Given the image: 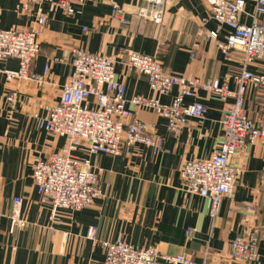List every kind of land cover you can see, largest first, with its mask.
Instances as JSON below:
<instances>
[{"label": "crops", "instance_id": "1", "mask_svg": "<svg viewBox=\"0 0 264 264\" xmlns=\"http://www.w3.org/2000/svg\"><path fill=\"white\" fill-rule=\"evenodd\" d=\"M57 1L46 0L41 7L49 19L39 38L41 54L31 72L42 80L8 82L6 72H16L19 63L13 59L0 63V264H102V242L116 240L138 248L155 247L162 255L182 254L198 263L210 246L213 264H243L230 260V242L255 228L264 234L260 200L264 145L248 146L233 159L243 173L235 193L222 201L213 224L209 200L187 193L181 177L186 162L210 158L223 140V102L203 91L195 100H187L205 106L203 118L189 119L177 135L168 131L167 121L154 111L128 104L148 133L163 139V151L154 155L146 146L137 145L130 156H91L83 146L74 155L102 171L103 196L80 212L61 211L51 223L50 208L40 203L33 171L39 160L60 152L66 140L41 129L36 118L46 115V106L60 101L62 87L73 73L74 49L115 57L116 78L124 83L128 100L159 97L168 104L177 88L168 96L152 92L145 76L126 69L124 52L156 57L177 77L219 80L232 92L238 88L243 69L240 54H224L215 40L206 38L218 26L206 0H164L162 24L138 16L142 0H113L123 10L121 20L113 17L110 0H87L75 6L78 13L74 16L54 11ZM19 3L0 0L1 29L37 28L39 7L18 8ZM246 3V11L252 14L256 0ZM242 23L251 20L243 16ZM225 36L226 29L219 40ZM248 69L264 75V59ZM11 90L20 94L15 107L6 101ZM88 103L93 106V98ZM244 108L252 121L264 126V88L249 89ZM249 204L252 210L247 209ZM90 228L97 230L96 240L87 237ZM258 249L260 264H264V241Z\"/></svg>", "mask_w": 264, "mask_h": 264}, {"label": "built area", "instance_id": "2", "mask_svg": "<svg viewBox=\"0 0 264 264\" xmlns=\"http://www.w3.org/2000/svg\"><path fill=\"white\" fill-rule=\"evenodd\" d=\"M46 0H20L18 8L27 5L39 7L37 28L1 29L0 63L10 59L19 63L16 72L7 71L8 82L14 80H37L30 72L36 58L41 54L40 35L44 32L49 15L41 10ZM113 4V17L122 18L123 10ZM87 0H58L54 11H62L68 16L78 12L76 5ZM217 29L209 31L206 38L215 40L224 54L236 52L241 55L243 69L238 77V88L232 92L219 80L186 79L164 70L158 58L136 52H124L123 62L128 71L139 73L148 80L150 89L159 96H168L174 88L176 95L168 104L159 97H125V85L116 78V58L103 54H92L81 49L72 52L73 73L62 87L60 101L46 106V115L37 116L41 129L66 140L62 151L39 160L33 171V180L42 205L50 208V221L55 223L61 211L76 213L93 205L103 196L101 170H95L87 159L74 154L83 146L89 155L108 154L130 156L137 145H144L157 155L164 149L160 137L148 133L147 126L128 108V104L138 109L154 111L167 121L168 131L179 134L189 119H202L205 106L200 102L187 103L197 98L200 92L219 96L223 102V117L220 121L223 140L218 150L208 159L186 162L181 177L187 193L209 200V215L213 224L218 218L222 201L231 197L238 186L243 169L233 163V159L248 146L264 145V126L252 121L245 111V96L249 89L264 88V75L248 69L252 64L264 59V0H256L252 14L246 11V0H206ZM138 16L155 24H162L165 18L164 0H142ZM2 8L0 4V17ZM249 17L250 24L242 23V17ZM124 23L125 21L122 20ZM226 29L225 40H219ZM88 31L87 28L84 29ZM195 57L194 54L191 55ZM48 71V68H46ZM93 98L94 105L88 101ZM234 98L233 103L229 102ZM6 101L13 107L20 101V94L11 90ZM260 200L264 203V176L261 180ZM248 210L253 209L249 204ZM16 218V214L14 215ZM96 229L90 228L87 237L94 239ZM187 235L192 237V232ZM264 241L260 228L237 236L230 242L233 261L243 264H260L259 243ZM105 259L102 264H208L210 247L206 248V258L193 262L185 255L162 257L155 247L138 248L123 240L103 241Z\"/></svg>", "mask_w": 264, "mask_h": 264}, {"label": "rangeland", "instance_id": "3", "mask_svg": "<svg viewBox=\"0 0 264 264\" xmlns=\"http://www.w3.org/2000/svg\"><path fill=\"white\" fill-rule=\"evenodd\" d=\"M137 53V52H136ZM104 55V54H103ZM107 56V55H106ZM31 69H32V66H31ZM30 72H31V70H30ZM32 73V72H31ZM23 81H26V80H23ZM161 117V116H160ZM187 124V123H186ZM185 124V125H186ZM59 138V137H58ZM62 151H64V150H61L60 152L62 153ZM59 153V152H58ZM64 153H65V151H64ZM55 154H57V153H55ZM66 154V153H65ZM54 155V154H53ZM52 156V155H51ZM76 156V155H75ZM189 162V161H188ZM36 190H37V188H36ZM101 197V196H100ZM99 197V198H100ZM16 221V220H15ZM93 240H96V237L93 239ZM108 242H111V241H108ZM210 247V246H209ZM159 251V250H158ZM206 252V251H205ZM159 253H160V251H159ZM160 255L162 256V257H164V256H167V255H162L161 253H160ZM206 258V254H204V257H203V259H205ZM230 260L233 262V263H235L234 261H233V257H232V255H231V250H230ZM193 261V260H192ZM207 261H208V264H213V260H212V255H211V247H210V254L208 255V257H207ZM194 262V261H193ZM198 263V262H197Z\"/></svg>", "mask_w": 264, "mask_h": 264}, {"label": "trees", "instance_id": "4", "mask_svg": "<svg viewBox=\"0 0 264 264\" xmlns=\"http://www.w3.org/2000/svg\"><path fill=\"white\" fill-rule=\"evenodd\" d=\"M159 61L162 63V66H163L164 70L167 71V70L165 69V67H164L163 62H162L160 59H159ZM201 262H202V261H201Z\"/></svg>", "mask_w": 264, "mask_h": 264}]
</instances>
